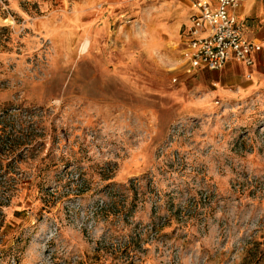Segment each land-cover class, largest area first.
Here are the masks:
<instances>
[{
  "label": "rangeland",
  "instance_id": "rangeland-1",
  "mask_svg": "<svg viewBox=\"0 0 264 264\" xmlns=\"http://www.w3.org/2000/svg\"><path fill=\"white\" fill-rule=\"evenodd\" d=\"M192 3L0 0V264H264V93L186 73Z\"/></svg>",
  "mask_w": 264,
  "mask_h": 264
},
{
  "label": "built area",
  "instance_id": "built-area-1",
  "mask_svg": "<svg viewBox=\"0 0 264 264\" xmlns=\"http://www.w3.org/2000/svg\"><path fill=\"white\" fill-rule=\"evenodd\" d=\"M241 0H193L189 24L181 28L180 54L186 73L220 71L228 61L254 63L258 44L243 37L242 25L229 14Z\"/></svg>",
  "mask_w": 264,
  "mask_h": 264
},
{
  "label": "crops",
  "instance_id": "crops-1",
  "mask_svg": "<svg viewBox=\"0 0 264 264\" xmlns=\"http://www.w3.org/2000/svg\"><path fill=\"white\" fill-rule=\"evenodd\" d=\"M229 14L242 25L243 37L258 44L260 51L253 55L254 63L251 66L228 61L222 70L208 72L217 77L213 85L227 86L229 92L236 95L264 93V0H241L237 7L229 10ZM187 22L189 23V19ZM184 25L186 24L179 28V39ZM204 71L205 69H200L196 73L203 74Z\"/></svg>",
  "mask_w": 264,
  "mask_h": 264
},
{
  "label": "bare ground",
  "instance_id": "bare-ground-1",
  "mask_svg": "<svg viewBox=\"0 0 264 264\" xmlns=\"http://www.w3.org/2000/svg\"><path fill=\"white\" fill-rule=\"evenodd\" d=\"M88 47V41H86L82 46V51H85Z\"/></svg>",
  "mask_w": 264,
  "mask_h": 264
}]
</instances>
